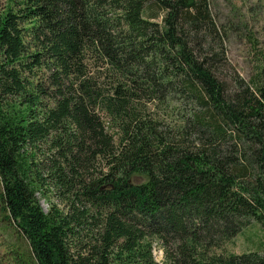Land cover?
Here are the masks:
<instances>
[{
    "label": "trees",
    "instance_id": "16d2710c",
    "mask_svg": "<svg viewBox=\"0 0 264 264\" xmlns=\"http://www.w3.org/2000/svg\"><path fill=\"white\" fill-rule=\"evenodd\" d=\"M226 40L210 0H8L0 204L35 264H264L225 253L264 230V79Z\"/></svg>",
    "mask_w": 264,
    "mask_h": 264
},
{
    "label": "rangeland",
    "instance_id": "374dc122",
    "mask_svg": "<svg viewBox=\"0 0 264 264\" xmlns=\"http://www.w3.org/2000/svg\"><path fill=\"white\" fill-rule=\"evenodd\" d=\"M216 22L226 36L229 73H237L247 83L264 79V0H210ZM8 8V0H0V14ZM142 177L137 178L142 181ZM43 209L50 203L39 195ZM264 247V230L253 222L225 247V253L242 254ZM155 257L163 262L164 253L158 246ZM0 264H35L25 237L8 220L0 204Z\"/></svg>",
    "mask_w": 264,
    "mask_h": 264
}]
</instances>
